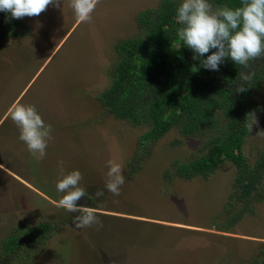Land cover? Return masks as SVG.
I'll list each match as a JSON object with an SVG mask.
<instances>
[{
	"label": "rangeland",
	"instance_id": "374dc122",
	"mask_svg": "<svg viewBox=\"0 0 264 264\" xmlns=\"http://www.w3.org/2000/svg\"><path fill=\"white\" fill-rule=\"evenodd\" d=\"M160 0H98L91 19L80 22L63 0L36 17L20 20L29 33L0 41V246L15 229L35 230L50 223L44 243L25 240L24 251L3 254L0 264H255L264 260V201L254 213L223 229L221 215L231 190L234 167L224 162L208 179L166 182L173 160L188 162L202 138L171 130L145 154L138 168L133 156L140 125L118 120L100 107L108 88L117 42L138 33L134 17ZM182 1V0H179ZM264 65L258 58L255 67ZM258 113L249 125L243 152L250 163L264 147V86ZM34 105L53 128L44 159L30 152L9 110L13 103ZM256 120V123L254 121ZM122 165L125 183L118 196L104 185L108 161ZM79 170L88 204L98 209L103 227L77 228L56 202L60 164ZM98 189L104 190L97 198ZM78 203H85L82 199ZM27 253H26V251ZM262 257V258H260ZM258 264V263H257Z\"/></svg>",
	"mask_w": 264,
	"mask_h": 264
},
{
	"label": "trees",
	"instance_id": "16d2710c",
	"mask_svg": "<svg viewBox=\"0 0 264 264\" xmlns=\"http://www.w3.org/2000/svg\"><path fill=\"white\" fill-rule=\"evenodd\" d=\"M181 3L160 0L154 9L135 15L138 33L114 46L117 59L111 67L110 84L95 100L113 118L145 128L136 143L135 163L128 165L131 172L145 157L141 148L150 150L171 130L203 142L193 160L170 163V171L164 174L166 182L208 179L224 162H230L234 176L221 212L225 225L217 227L227 232L254 213L256 202L264 201V147L252 163L243 152L249 125L259 110L256 93L264 86V65L255 67L256 59L244 67L226 58L218 71L203 68L202 59L215 49L193 59V51L178 36L182 25L177 21V9ZM209 3L214 10L242 6L241 0ZM29 31L20 20L10 18V13L0 12V41L21 39ZM241 72L252 73L245 92L235 90ZM50 225L40 223L35 230L17 227L15 236L2 240L3 254L12 257L24 251L22 243L32 237L33 244L46 242L51 237ZM257 263L264 264V260Z\"/></svg>",
	"mask_w": 264,
	"mask_h": 264
},
{
	"label": "clouds",
	"instance_id": "9594fccd",
	"mask_svg": "<svg viewBox=\"0 0 264 264\" xmlns=\"http://www.w3.org/2000/svg\"><path fill=\"white\" fill-rule=\"evenodd\" d=\"M63 0H0V12L10 13L12 19L36 17L49 6L59 8ZM98 0H71L77 19L87 22L91 19ZM242 6L230 8L217 7L215 10L209 0H182L177 9V21L182 27L178 30L179 38L194 53L193 59H202V67L219 70V66L230 58L235 65L249 67V62L264 58V0H241ZM201 63V60H200ZM236 91L245 92V83L251 80L252 73L241 72ZM10 117L20 131L19 139L28 150L44 159L48 143L53 139V128L46 124L34 105L15 102L11 106ZM256 123V120L254 121ZM60 164V179L57 191L63 193L56 206L72 215V223L77 228L96 225L103 227L98 218V209L88 204L87 190L81 186L83 179L79 170L65 173L63 161ZM125 183L122 165L108 161L105 189L118 196ZM104 190L98 189L97 198L103 197ZM82 199L85 203H78Z\"/></svg>",
	"mask_w": 264,
	"mask_h": 264
}]
</instances>
